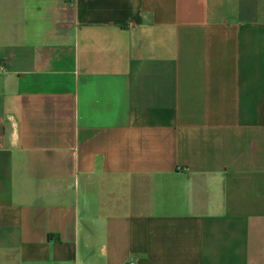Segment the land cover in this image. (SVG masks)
<instances>
[{
	"label": "crops",
	"instance_id": "1",
	"mask_svg": "<svg viewBox=\"0 0 264 264\" xmlns=\"http://www.w3.org/2000/svg\"><path fill=\"white\" fill-rule=\"evenodd\" d=\"M264 264V0H0V264Z\"/></svg>",
	"mask_w": 264,
	"mask_h": 264
},
{
	"label": "built area",
	"instance_id": "2",
	"mask_svg": "<svg viewBox=\"0 0 264 264\" xmlns=\"http://www.w3.org/2000/svg\"><path fill=\"white\" fill-rule=\"evenodd\" d=\"M127 264H132V263H127Z\"/></svg>",
	"mask_w": 264,
	"mask_h": 264
}]
</instances>
